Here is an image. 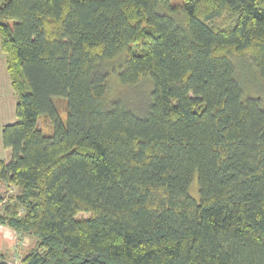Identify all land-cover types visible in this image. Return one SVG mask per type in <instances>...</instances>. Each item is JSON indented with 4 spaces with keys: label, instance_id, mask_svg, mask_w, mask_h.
Segmentation results:
<instances>
[{
    "label": "trees",
    "instance_id": "trees-1",
    "mask_svg": "<svg viewBox=\"0 0 264 264\" xmlns=\"http://www.w3.org/2000/svg\"><path fill=\"white\" fill-rule=\"evenodd\" d=\"M0 46V225L34 240L0 264H264V0H0ZM110 63L153 79L145 116Z\"/></svg>",
    "mask_w": 264,
    "mask_h": 264
},
{
    "label": "rangeland",
    "instance_id": "rangeland-1",
    "mask_svg": "<svg viewBox=\"0 0 264 264\" xmlns=\"http://www.w3.org/2000/svg\"><path fill=\"white\" fill-rule=\"evenodd\" d=\"M114 63V62H112ZM110 63V76L108 78V92L107 99L109 102L114 99L122 100L134 113L139 116H145L148 112L150 103L153 100V88L154 82L153 79L148 76L143 78L140 82L133 85H125L118 78V72L114 70L113 64ZM118 63V62H116ZM120 64V63H119ZM118 64V65H119ZM117 65V68H118ZM116 66V64H115ZM242 72V73H241ZM242 78L245 80L243 84L246 94L251 93L252 95H258L264 93V88L258 81H261L256 75H254L249 69L240 70ZM256 76V77H255ZM243 83V82H242ZM16 101L17 96L15 90L13 89L10 81V76L7 71L6 66V53H4L0 46V158L9 161L12 157V151L9 148H6L2 142V129L6 124L13 123L16 120ZM57 106L59 115L65 121L67 115V99L66 98H57ZM40 125L45 133H52L54 129V123L46 119H41ZM191 194L199 198V189H198V178L195 175L194 181L190 188ZM88 215V214H86ZM24 246L31 248L34 244V240L31 237H27ZM24 247L19 251L21 253H27L28 248ZM18 246L14 245L11 248V251L16 252ZM11 255V253H9Z\"/></svg>",
    "mask_w": 264,
    "mask_h": 264
},
{
    "label": "crops",
    "instance_id": "crops-1",
    "mask_svg": "<svg viewBox=\"0 0 264 264\" xmlns=\"http://www.w3.org/2000/svg\"><path fill=\"white\" fill-rule=\"evenodd\" d=\"M27 239L29 238L17 233L12 228L0 225V255H2L9 262L20 263L25 253L20 254L18 251L19 248L21 250L22 248L27 247L24 246V242H26ZM14 245H16V247L18 246V250L16 252L11 251V248ZM29 249L30 248H28V251ZM9 253H11V255Z\"/></svg>",
    "mask_w": 264,
    "mask_h": 264
}]
</instances>
